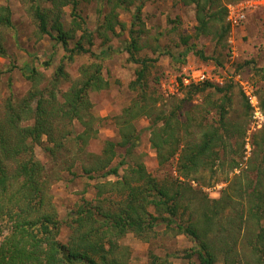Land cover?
<instances>
[{"label": "rangeland", "instance_id": "obj_1", "mask_svg": "<svg viewBox=\"0 0 264 264\" xmlns=\"http://www.w3.org/2000/svg\"><path fill=\"white\" fill-rule=\"evenodd\" d=\"M243 1L247 0H220V3L228 8ZM255 1H258L254 4L256 8L247 15L242 26L236 29L230 27L228 34L219 40L211 35L195 37L197 22L194 6H186L181 0H145L136 24V5L126 11L117 10L122 25H116L113 33L106 31L104 26L112 12L110 4L101 0H80L77 12L92 34L93 46L91 53L74 55L73 59L68 60L69 53L62 45L39 33L31 13L33 0H0L1 5L10 7L13 20V26L3 33L9 58L0 57V118L5 113L9 98L20 102L33 87L44 89L49 86L60 65L69 75V81L63 80L59 86L58 98L62 102V95L69 90L73 81L81 77L82 67L99 64L109 86L89 94L94 133L85 152L92 157L102 154L107 141L119 142V116L141 98L140 94L143 95V91L131 88V83L137 79V71L141 69V64L133 62L126 50L132 28L141 35L142 48L136 58L151 60L146 99L161 115L178 114L181 144H198L208 127H221L215 106L224 102L225 98L216 87L226 88L232 83L233 88L228 95L230 102L225 101L228 112L225 122L229 130H220L227 139L228 147L220 151V159L213 170H200L196 177L186 180L180 177L179 155L161 165L151 143L149 127L152 121L142 116L134 121L139 135L135 158L128 159L129 163L121 168L120 178L125 168L141 162L161 184L182 187L185 197L177 220L182 223L198 222L199 232L216 245L222 260V251L230 248L232 253L228 260L232 264H255L249 240L261 231L260 226L264 227V216L250 220L249 210L257 209V206L249 203V192L253 188L250 185L260 175L256 166L261 164L264 157V148L255 145L264 136V108L261 107V101H264V0ZM43 6L50 7L49 4ZM64 18L66 24L72 23L70 7L64 9ZM103 32L107 33L106 38L101 35ZM81 35L78 32L76 40ZM194 45L211 59L204 61L195 52H189L181 60L180 55ZM73 46L71 43L69 48ZM103 50H107V57L101 55ZM27 66L38 72L40 78L36 84L24 76ZM189 68L205 69L215 78H220L222 83L213 84L214 88H208L203 93L188 96V87L180 84L175 94L169 95L168 90L172 89L175 81L179 83ZM247 86L257 97L258 105L255 108L246 107L241 92ZM258 112L261 115H256ZM86 130L84 124L75 123L73 138ZM76 144L77 140H74L70 145L73 152ZM35 151L51 178L52 200L59 219L64 222L83 198L90 200L95 196L98 180L88 179L83 171V166L90 167L93 159L85 156L73 161L62 154L54 162L41 147ZM117 151L114 164H118L124 156V150L119 148ZM72 163L75 165L68 169ZM236 163H239V167H233ZM109 180L115 182L117 178L111 176ZM178 180L183 183L180 185ZM62 226L59 240L67 243L70 230L64 223ZM120 243L130 251V264H149L153 255L168 257L172 264H185L188 261L186 255L194 254V242L178 233L173 225L160 224L156 235L152 234L148 241L131 233ZM218 260V264H223Z\"/></svg>", "mask_w": 264, "mask_h": 264}, {"label": "trees", "instance_id": "obj_2", "mask_svg": "<svg viewBox=\"0 0 264 264\" xmlns=\"http://www.w3.org/2000/svg\"><path fill=\"white\" fill-rule=\"evenodd\" d=\"M33 1L31 13L37 22L39 33L62 45L69 53L68 60L73 59L74 55L91 53L92 34L77 12L80 0ZM101 1L108 2L112 7L104 25L105 30L112 33L116 25H122L118 20L117 10L126 11L136 5V24L145 5V0ZM181 1L186 6H194L196 38L211 35L221 40L230 31V25L226 21L228 8L220 0ZM43 4H49L50 7L45 8ZM68 7L73 18L69 25L64 18V9ZM12 26L10 7L0 4V57L9 58L3 33ZM78 32L82 35L76 40ZM101 35L107 37L106 32ZM130 38L126 50L133 62L141 64L131 88L143 91V95L140 94L141 98L119 116V142L107 141L102 154L92 157L85 152L94 133L89 94L109 86L99 64L82 67L81 77L73 81L69 90L62 95V102L58 98L59 86L63 80L69 81L63 65L57 68L49 86L44 89L33 87L20 102L12 98L7 100L5 113L0 118V264H130V251L120 241L131 233L148 241L152 234L156 235L160 224L173 225L178 233L194 242V254L186 255L188 261L185 264H218V259L223 264H232L228 260L231 249L225 248L222 251V260L218 256L216 245L199 232L198 222L182 223L177 220L185 197L182 187L180 189L161 184L141 162L125 168L121 178L120 170L134 156L139 140L134 121L142 116L152 121L149 127L151 143L161 165L179 155L180 177L186 180L196 177L200 170H213L220 159V151L228 147L227 139L220 130H229L225 122L228 113L225 101L230 102L228 95L233 85L230 83L226 88L216 87L225 98L224 102L215 106L222 129L220 126L208 127L203 132L200 143L181 144L178 114L172 112L170 115H161L146 99L151 60L136 58L142 48L139 32L130 29ZM71 43L73 48H69ZM189 52H195L204 61L211 59L194 45L180 55L181 60ZM107 53V50H103L101 55L107 57ZM24 76L34 84L40 78L36 69L29 66L25 68ZM214 87L208 82L192 85L188 87L187 96L203 93ZM241 93L246 107L252 108L250 97L244 90ZM261 103L264 108V101ZM29 121L32 124H25ZM78 122L84 124L87 130L74 139V124ZM74 140H77V148L74 147L73 152L70 145ZM255 145L264 148V136ZM37 147H41L54 162L62 154L68 155L73 161L85 156L93 159L90 167L83 166V171L88 179L98 180L95 196L90 200L83 198L64 222L59 219L52 200L51 178L46 173L45 166L37 159ZM119 148L124 150V156L118 164H114ZM74 165L72 163L68 169ZM233 167H239V163ZM256 167L260 175L250 185L253 188L249 192V203L256 205L257 209L249 210L250 220H256L259 215L261 218L264 216V157ZM111 176L117 180L111 182ZM178 182L180 185L183 183L180 180ZM63 223L70 230L67 243L59 240ZM260 230L249 240L255 264H264V227L260 226ZM149 264L172 263L168 257L153 255Z\"/></svg>", "mask_w": 264, "mask_h": 264}, {"label": "built area", "instance_id": "obj_3", "mask_svg": "<svg viewBox=\"0 0 264 264\" xmlns=\"http://www.w3.org/2000/svg\"><path fill=\"white\" fill-rule=\"evenodd\" d=\"M256 2L258 1L247 0L228 6L227 22L232 29H236L242 26V24L246 21L247 15L256 8V6L254 5ZM233 54L235 53L233 52ZM207 82L211 84L222 83L220 78H215V76H213L211 72L205 69L197 70L194 68H189L185 70L184 74L179 79V83L178 81H175L172 89H169L170 87H168V94H175V92L180 88V84L185 87H190L192 85H199ZM244 91L250 97V102L255 108V106L258 105V101L257 97L252 94L253 90L247 86V88H244ZM256 115H261V113L258 112L256 113Z\"/></svg>", "mask_w": 264, "mask_h": 264}, {"label": "crops", "instance_id": "obj_4", "mask_svg": "<svg viewBox=\"0 0 264 264\" xmlns=\"http://www.w3.org/2000/svg\"><path fill=\"white\" fill-rule=\"evenodd\" d=\"M263 7V6H262Z\"/></svg>", "mask_w": 264, "mask_h": 264}]
</instances>
